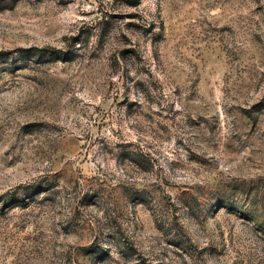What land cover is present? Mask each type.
<instances>
[{
	"label": "rangeland",
	"instance_id": "rangeland-1",
	"mask_svg": "<svg viewBox=\"0 0 264 264\" xmlns=\"http://www.w3.org/2000/svg\"><path fill=\"white\" fill-rule=\"evenodd\" d=\"M0 264H264V0H0Z\"/></svg>",
	"mask_w": 264,
	"mask_h": 264
}]
</instances>
